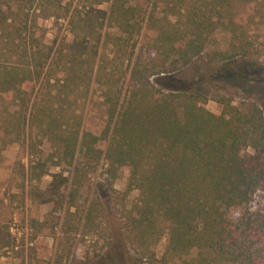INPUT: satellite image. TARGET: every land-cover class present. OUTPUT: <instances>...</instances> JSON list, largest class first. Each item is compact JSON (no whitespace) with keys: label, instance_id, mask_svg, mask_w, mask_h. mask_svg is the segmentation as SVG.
<instances>
[{"label":"trees","instance_id":"1","mask_svg":"<svg viewBox=\"0 0 264 264\" xmlns=\"http://www.w3.org/2000/svg\"><path fill=\"white\" fill-rule=\"evenodd\" d=\"M247 1L149 0L144 9L131 0H0L2 148L26 144L35 158L38 144L48 143L55 167H72L79 154L82 166L71 179L54 175L50 184L54 192L70 182L68 212L86 173L102 159L111 179L128 168L127 192H139L125 216L136 264H264V213L250 208L254 195L264 193L261 108L221 99L215 115L204 95L172 89L174 78L165 77L202 56L217 31L232 36L219 61L250 56L235 22L236 5ZM104 4L106 12L98 9ZM49 19L56 26L66 22L65 36L51 46L37 34ZM105 22L116 31L107 35L113 58L127 55L121 89L96 64ZM93 77L104 80L105 122L98 135L82 128L69 104L71 93ZM46 174L44 165L30 161V184ZM96 208L92 203L88 223ZM165 234L158 261L152 247ZM10 245L8 230L0 228V250Z\"/></svg>","mask_w":264,"mask_h":264},{"label":"rangeland","instance_id":"2","mask_svg":"<svg viewBox=\"0 0 264 264\" xmlns=\"http://www.w3.org/2000/svg\"><path fill=\"white\" fill-rule=\"evenodd\" d=\"M131 2L144 4L145 9L149 0ZM98 9L106 12L109 5ZM162 15L160 13L159 17ZM235 22L243 28L250 56L219 61L217 55L230 51L232 36L217 31L202 56L165 77L174 78L172 89L185 87L188 93L204 95L205 108L215 115L222 112L218 100L225 99L233 106L254 102L264 116V0L238 3ZM60 25L56 26L51 19L40 23L37 34L45 45H53L57 35V41L65 36L66 22L61 21ZM109 34L116 35V31L105 22L96 64L105 68L107 74L112 73L121 89L123 75L128 70L127 55L117 53L113 58L115 49L108 40ZM103 81V78L98 82L93 77L87 88L74 90L69 100L70 110L81 120L82 128L97 135L105 122ZM51 91L56 92L55 89ZM1 138L0 131V141ZM37 147L34 158L29 155L26 144L2 148L0 142V228H6L11 237V245L0 250V264H136L134 259L138 254L128 243L125 229V216L139 198L137 190L127 192L129 169H122L116 179H111L106 174L107 162L102 159L94 170L86 173L76 206L68 212L70 182L54 192L50 184L54 175L71 179L74 167L82 166L80 155L77 154L72 167H55L50 159L54 152L50 145L44 143ZM101 147L105 149L106 145ZM30 161H39L47 172L39 183L28 181ZM94 202L97 208L92 222L88 223L86 214ZM250 208L253 212L264 213V193L254 195ZM239 214L234 211L232 216L237 218ZM166 246L165 234L152 247L158 261Z\"/></svg>","mask_w":264,"mask_h":264},{"label":"built area","instance_id":"3","mask_svg":"<svg viewBox=\"0 0 264 264\" xmlns=\"http://www.w3.org/2000/svg\"><path fill=\"white\" fill-rule=\"evenodd\" d=\"M15 249H17V247H15Z\"/></svg>","mask_w":264,"mask_h":264}]
</instances>
